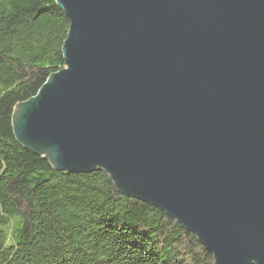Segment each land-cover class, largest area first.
Here are the masks:
<instances>
[{
  "label": "water",
  "instance_id": "obj_1",
  "mask_svg": "<svg viewBox=\"0 0 264 264\" xmlns=\"http://www.w3.org/2000/svg\"><path fill=\"white\" fill-rule=\"evenodd\" d=\"M66 66L16 104L58 170L195 233L214 264H264V0H57Z\"/></svg>",
  "mask_w": 264,
  "mask_h": 264
},
{
  "label": "trees",
  "instance_id": "obj_2",
  "mask_svg": "<svg viewBox=\"0 0 264 264\" xmlns=\"http://www.w3.org/2000/svg\"><path fill=\"white\" fill-rule=\"evenodd\" d=\"M69 29L57 0H0V264H214L195 233L105 170H58L16 138L14 108L66 66Z\"/></svg>",
  "mask_w": 264,
  "mask_h": 264
}]
</instances>
